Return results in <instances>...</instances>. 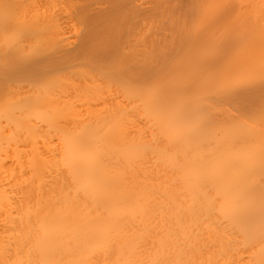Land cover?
<instances>
[{
  "label": "bare ground",
  "instance_id": "obj_1",
  "mask_svg": "<svg viewBox=\"0 0 264 264\" xmlns=\"http://www.w3.org/2000/svg\"><path fill=\"white\" fill-rule=\"evenodd\" d=\"M0 264H264V0H0Z\"/></svg>",
  "mask_w": 264,
  "mask_h": 264
}]
</instances>
